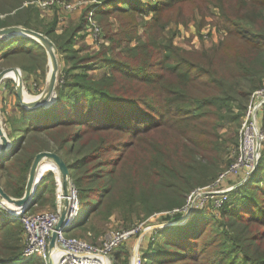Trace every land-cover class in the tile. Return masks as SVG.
<instances>
[{"label":"trees","instance_id":"1","mask_svg":"<svg viewBox=\"0 0 264 264\" xmlns=\"http://www.w3.org/2000/svg\"><path fill=\"white\" fill-rule=\"evenodd\" d=\"M23 1H0V28L23 25L42 32L66 62L73 61L58 79L53 104L24 107L18 101L16 115H7V133L16 145L0 161L5 191L21 197L36 154L52 150L67 162L87 211L71 235L86 239L85 231L95 229V213L117 212L131 222L125 228L157 212L167 213L164 223L182 221L185 213L172 210L231 164L221 138L227 126H241L251 94L264 86V0H207L220 7L226 31L211 47L186 49L153 38L132 44L130 37L123 51L112 33L111 45L82 56L75 40L92 7L96 14L152 11L160 28L171 9L189 0L92 1L83 21L62 34L55 19L47 21L41 8ZM16 55H23L19 65L27 83L30 74L45 73L47 53L39 41L26 36L0 41V61L13 64ZM88 64L102 72L94 74ZM55 187L54 174L43 175L28 209L40 211L36 207L45 200L55 208ZM24 232L21 220L0 211V264H47L38 254L14 262L22 256ZM146 247L140 264H264V152L221 207L210 202L185 223L154 229Z\"/></svg>","mask_w":264,"mask_h":264},{"label":"rangeland","instance_id":"2","mask_svg":"<svg viewBox=\"0 0 264 264\" xmlns=\"http://www.w3.org/2000/svg\"><path fill=\"white\" fill-rule=\"evenodd\" d=\"M2 1V0H0ZM26 1V0H24ZM23 1V3H24ZM80 2V6L77 7L75 11H63L60 9H50V10H42L41 17L45 18L47 21L56 20L57 21V32L62 34L66 30L71 29L73 26L78 25L83 21V15L87 7L91 4V2H95L94 0H76ZM100 2V1H99ZM31 4V3H29ZM28 4V5H29ZM200 4L202 9L199 7H194L195 5ZM114 12L109 13H98L96 14L97 23L101 27V34L97 39H92L87 30L84 28L79 32L77 38L75 40V48L80 51L77 53L78 56H82L85 54H92L98 52L104 46L111 45V41L108 39L109 34L114 33L117 39H120L119 45L117 49L125 50V47L128 45V39L130 37L133 38V43L137 42V39L141 38L143 40L155 39L159 44H164L166 41H171L172 44L177 45L186 49H199L203 46L211 47L219 41L220 38H224L226 31L222 24L221 18V9L217 4L209 3L207 0H189L187 3L175 7L170 10V16H165L163 18V22L165 21V26L160 28L157 26L154 14L151 12H144L143 10H135L134 12H126L121 11L119 9H114ZM0 18H2L4 15ZM162 22V21H161ZM223 27V28H222ZM223 29V30H222ZM11 39H3L2 42H7ZM17 40V39H15ZM131 44V45H132ZM54 49L58 58V73L57 77L63 75L65 67H67V63H71L73 60L65 61L64 55L57 51L56 46L53 42ZM3 47V46H2ZM23 55H16L15 62L13 64L7 63L6 61H0V71L8 68V67H17L21 69L23 83L25 84L26 90L28 93L32 95H39L45 88L48 78V73L50 71V62L47 56V64L45 73L34 76L32 74L29 75V79L31 83H27L28 76L26 75V71H24L20 67V63L23 62ZM90 71L94 74L98 75L102 72L99 68L100 66L90 65ZM41 73V72H39ZM36 81V82H35ZM37 81H39L37 85ZM33 82L35 84H33ZM58 85V80L56 87ZM5 89H4V87ZM252 95V94H251ZM19 101L18 93H17V81L12 77H6L2 80L0 85V119L4 124L3 129L6 132L10 130L7 125L6 117L8 114H15L16 104ZM250 101V99H249ZM248 101V103H249ZM45 107V106H44ZM19 113V112H18ZM16 115V114H15ZM228 130L224 132V135L221 138L222 143L226 144V153L224 154L225 159L233 156V151L236 148L239 141V130L240 126L237 129L230 130L227 126ZM16 145V143L14 142ZM15 145L13 147H15ZM225 164V163H224ZM2 164L0 163V166ZM55 168H50L44 175L49 173H53L56 179V187H55V199H57V188H58V175L51 170ZM57 173V171H55ZM71 183H73L71 179ZM231 181V180H229ZM200 186H197V188ZM223 187V186H222ZM196 189V188H195ZM194 189V190H195ZM61 190V189H60ZM193 190V191H194ZM51 195V192H47V197ZM59 195L61 196L60 192ZM39 196V195H38ZM36 195V198L38 197ZM190 194L188 195L187 202ZM194 195L192 196V200L194 199ZM35 198V199H36ZM191 200V203H192ZM211 201V200H210ZM210 201L206 204V206L210 205ZM185 204V205H186ZM184 205V206H185ZM55 204L50 200L41 201L36 207L37 210L44 211L50 210L54 208ZM183 206V207H184ZM182 207V208H183ZM181 208H175L172 211H179ZM183 211V210H182ZM86 210L82 209L79 216V221L82 219L84 214H86ZM184 212V211H183ZM172 213V212H171ZM185 213V212H184ZM166 212H157L151 214L149 217H143L141 219H134L135 223H133L129 228H136L134 234H132L127 240L123 241L117 247H115L111 253L112 264H133L134 259V248L136 242L142 236L140 244L138 246V254L140 257L142 250L147 249L148 237L152 235V231L156 227H161V223ZM144 214H142L143 216ZM92 224L96 225L95 229H90L89 231H85L86 238L92 244L102 245L105 239L110 236L112 232L115 231H123L129 223V221L124 220L119 217L117 212L112 213L109 216H104L99 213H95L91 216ZM181 219V218H180ZM179 219V220H180ZM178 220V221H179ZM167 222V221H165ZM175 222V221H169ZM160 225V226H158ZM148 230H145L147 229ZM68 232V230H67ZM145 232V233H144ZM80 233V232H79ZM144 233V234H142ZM142 234V235H141ZM80 238H83L82 235L77 234ZM124 250H128L129 254H127ZM120 253L119 257L116 256ZM141 258V257H140ZM16 262V261H14ZM16 264V263H15Z\"/></svg>","mask_w":264,"mask_h":264},{"label":"built area","instance_id":"3","mask_svg":"<svg viewBox=\"0 0 264 264\" xmlns=\"http://www.w3.org/2000/svg\"><path fill=\"white\" fill-rule=\"evenodd\" d=\"M29 3L34 4L42 10L60 9L70 12L77 10V7L80 6V2L76 0L24 1V5ZM96 7L97 6L91 8L86 22V30L92 39H97L101 34V27L96 20ZM1 16L2 15H0V17ZM263 152L264 86L254 90L251 95L240 126L239 141L233 151V160L231 164L220 172L215 181L192 191L188 203L179 210H183L186 216L191 206H193L192 211L201 209L204 208L210 200L215 208L221 207L225 201H228L229 192L246 181L255 171ZM58 189L59 187L57 188L56 207L50 210L31 212L29 209L24 210L19 207L13 209L10 207V205H12L11 203H9V206H6L0 202L1 212L10 219L21 220L24 225L25 232L22 256L15 261L19 263V260L27 259L38 254L49 264V258L52 256L53 250H56V264H112L111 253L113 249L134 234L136 228L133 227L124 229L123 231L112 232L102 245H95L88 240L71 235L67 230L69 231L75 226V219L80 215L82 210L78 189L74 183H70L68 187L69 192L67 197L69 198L63 229L57 231L55 246L52 250L49 249L52 233L60 219L62 209L65 207L63 202L64 195L60 196ZM193 195L195 197L192 200ZM0 198L3 197L0 196ZM161 227L163 226L161 225ZM145 230H148V228ZM141 239L142 236L137 240L134 248V252H136V257L138 259L137 264L141 262V258L138 257V246Z\"/></svg>","mask_w":264,"mask_h":264},{"label":"water","instance_id":"4","mask_svg":"<svg viewBox=\"0 0 264 264\" xmlns=\"http://www.w3.org/2000/svg\"><path fill=\"white\" fill-rule=\"evenodd\" d=\"M18 36H26L39 41L46 50L50 65H53V70L51 69L48 73L47 83L44 90L34 100L25 101L23 99L19 81H17L15 78L12 77L17 81V93H18L19 101L21 105L24 107H35V106L48 107L57 100L56 84L58 80L57 73H58L59 63L54 49L53 41L46 34L31 28H27L23 25H11L0 28V41L3 39L7 40ZM16 68L17 67H8L0 71V85L4 78L10 77L9 72H11ZM13 144L14 141L11 138H9L8 133L5 131V129H3V123L0 119V161L5 159L8 156L9 152L12 151L11 148L13 147ZM44 160L52 161L59 170L60 178L62 180V188L65 193L63 197V202L65 204V207H63L62 209L60 219L56 225L55 230L52 233L49 242V249L52 250L53 247L55 246L57 231L63 229V224L65 222V217L67 213V206H68L67 195L69 192L68 187L69 184L71 183V180H70V168L67 162L65 161V159L56 151L43 150L38 152L32 163L24 194L21 197L12 196L8 194L3 188V186L0 184V196L5 198L9 203L19 207L20 209H24V210L28 209L29 206L35 201V199L33 200V198H36V194L38 192L41 178L44 175V172L41 169V165L42 162H44ZM51 170L56 174L57 177V173L55 172V170L54 169ZM192 209L193 206L190 207L187 215L184 217L182 221H175L170 223L166 222L163 223L162 226L169 224H176V223H185L189 218ZM134 256L136 257V252H134ZM49 264H56L53 259V256H50Z\"/></svg>","mask_w":264,"mask_h":264},{"label":"bare ground","instance_id":"5","mask_svg":"<svg viewBox=\"0 0 264 264\" xmlns=\"http://www.w3.org/2000/svg\"><path fill=\"white\" fill-rule=\"evenodd\" d=\"M25 37V36H24ZM53 70V65H50V70ZM10 74V77H13V78H15L17 81H19V84H20V89H21V93H22V96H23V99L26 101V99L27 98H25V97H27V95H28V92H27V90H26V87H25V84L23 83V78H22V72H21V69H19V68H16V69H14V70H12L11 72H9ZM27 94V95H26ZM29 95H30V98H33V100L34 99H36L37 97H38V95H32V94H30L29 93ZM3 126H4V124H3ZM16 143V142H15ZM13 146H14V144H13ZM12 149V151H13V149H14V147H12L11 148ZM50 168H55V170L58 172V174H59V176H58V187H59V192H60V194H61V196L62 195H64L65 193H64V191H63V188H62V180H61V178H60V173H59V170L57 169V167L55 166V164L52 162V161H50V160H44V162H42V165H41V169H42V171L45 173V172H47L48 170H50ZM61 189V190H60ZM69 197H67V199H68ZM35 198H33V200H34ZM37 199V198H36ZM35 199V200H36ZM0 202L2 203V204H4V205H6V206H9V202L5 199V198H0ZM80 215H78V217H79ZM77 217V218H78ZM76 218V219H77ZM76 219H75V222H76ZM52 256H53V259H54V261H55V263H56V260H57V253H56V250H53V252H52ZM138 261V259H137V257H135L134 256V259H133V263L134 264H136V262Z\"/></svg>","mask_w":264,"mask_h":264},{"label":"crops","instance_id":"6","mask_svg":"<svg viewBox=\"0 0 264 264\" xmlns=\"http://www.w3.org/2000/svg\"><path fill=\"white\" fill-rule=\"evenodd\" d=\"M14 38H15V37H14ZM11 39H12V38H11ZM26 95H27V94H26ZM25 98H27L26 101L33 100V98H30L29 93H28L27 97H25ZM15 142H16V140H15ZM55 171H56V170H55ZM57 175L59 176L58 172H57ZM10 207L13 208V209H14V208H17V206H15V205H13V204L10 205ZM2 213H3V212H2ZM3 215H4L6 218H8L7 215H5L4 213H3Z\"/></svg>","mask_w":264,"mask_h":264}]
</instances>
